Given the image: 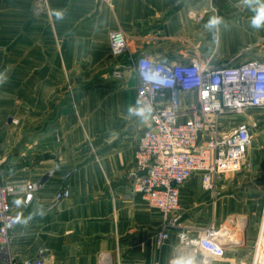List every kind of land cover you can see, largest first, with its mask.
<instances>
[{
    "label": "crops",
    "instance_id": "crops-1",
    "mask_svg": "<svg viewBox=\"0 0 264 264\" xmlns=\"http://www.w3.org/2000/svg\"><path fill=\"white\" fill-rule=\"evenodd\" d=\"M45 1L0 0L1 169L5 178L37 186L29 205L11 199L12 258L181 264L189 249L178 233L196 239L212 227L229 233L225 255L213 264H254L264 229V107L232 118L251 139L238 170L211 190L199 174L181 185L180 227L162 245L164 215L132 192L127 176L149 126L134 115L136 61L264 62V24L252 26L264 0ZM213 18L220 22L209 26ZM117 32L129 43L119 55L110 41ZM191 98L182 95V105ZM64 189L71 196L57 203Z\"/></svg>",
    "mask_w": 264,
    "mask_h": 264
},
{
    "label": "built area",
    "instance_id": "built-area-1",
    "mask_svg": "<svg viewBox=\"0 0 264 264\" xmlns=\"http://www.w3.org/2000/svg\"><path fill=\"white\" fill-rule=\"evenodd\" d=\"M111 4L114 0H101ZM46 1L41 0V7ZM198 21L201 15L191 13ZM115 55L126 52L129 43L121 32L111 35ZM138 78V107L134 115L149 121L135 150L134 167L128 180L134 194L164 215L159 244L179 228L181 185L199 174L203 187L213 189L217 180L238 170L246 161L250 132L246 125L232 127V118L264 107V62L251 59L241 63L215 65L199 57L187 61H164L143 56L134 66ZM190 95L186 106L181 96ZM0 159V264H52L44 254L13 259L10 252L15 217L11 199L29 205L37 190L23 180L5 178ZM70 174L66 175L68 180ZM64 189L55 194L57 203L69 199ZM181 245L188 248L181 264H213L225 255L227 229H204L196 239L182 230ZM254 264H264V229L255 246ZM161 264V263H158ZM169 264H180L172 262Z\"/></svg>",
    "mask_w": 264,
    "mask_h": 264
},
{
    "label": "clouds",
    "instance_id": "clouds-1",
    "mask_svg": "<svg viewBox=\"0 0 264 264\" xmlns=\"http://www.w3.org/2000/svg\"><path fill=\"white\" fill-rule=\"evenodd\" d=\"M245 2L251 4L252 0H245ZM219 22V18H213L209 21V26H214ZM262 24H264V3H262L258 9H256V15L252 18L253 27L259 28Z\"/></svg>",
    "mask_w": 264,
    "mask_h": 264
},
{
    "label": "rangeland",
    "instance_id": "rangeland-1",
    "mask_svg": "<svg viewBox=\"0 0 264 264\" xmlns=\"http://www.w3.org/2000/svg\"><path fill=\"white\" fill-rule=\"evenodd\" d=\"M217 43L213 42V43H210V45H215ZM243 58L241 57H235V58H231L230 60L232 61L231 63L233 64H236V63H239L242 61ZM245 59V58H244ZM4 166V165H3ZM231 173H229L228 175H226V177H228Z\"/></svg>",
    "mask_w": 264,
    "mask_h": 264
},
{
    "label": "water",
    "instance_id": "water-1",
    "mask_svg": "<svg viewBox=\"0 0 264 264\" xmlns=\"http://www.w3.org/2000/svg\"><path fill=\"white\" fill-rule=\"evenodd\" d=\"M226 246V244H224V247Z\"/></svg>",
    "mask_w": 264,
    "mask_h": 264
}]
</instances>
